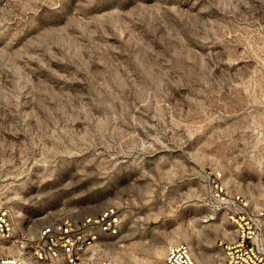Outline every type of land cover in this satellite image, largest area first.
I'll return each instance as SVG.
<instances>
[{"label":"rangeland","instance_id":"rangeland-1","mask_svg":"<svg viewBox=\"0 0 264 264\" xmlns=\"http://www.w3.org/2000/svg\"><path fill=\"white\" fill-rule=\"evenodd\" d=\"M211 172L262 204L264 0H0V206L17 229L115 208L89 264H166L180 242L220 264L237 232Z\"/></svg>","mask_w":264,"mask_h":264},{"label":"built area","instance_id":"built-area-1","mask_svg":"<svg viewBox=\"0 0 264 264\" xmlns=\"http://www.w3.org/2000/svg\"><path fill=\"white\" fill-rule=\"evenodd\" d=\"M207 183L237 232L232 242L224 244L225 255L220 264H264V200L260 206H255L242 194H230L217 172L209 173ZM120 226L118 210L108 208L97 215L52 222L43 226L36 236H31L17 229L11 212L0 206V238L11 240L18 248L13 256L0 253V264H26L27 257L40 264H89L88 252L100 234H117ZM165 262L202 264L195 259L190 246L182 242L168 247ZM99 264L117 263L103 260Z\"/></svg>","mask_w":264,"mask_h":264}]
</instances>
